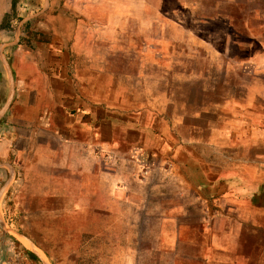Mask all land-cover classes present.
<instances>
[{"label":"rangeland","instance_id":"obj_1","mask_svg":"<svg viewBox=\"0 0 264 264\" xmlns=\"http://www.w3.org/2000/svg\"><path fill=\"white\" fill-rule=\"evenodd\" d=\"M54 1L84 15L103 144L80 157L54 138L6 169L0 264H264V228L241 257L240 211L200 186L264 184V0Z\"/></svg>","mask_w":264,"mask_h":264},{"label":"crops","instance_id":"obj_2","mask_svg":"<svg viewBox=\"0 0 264 264\" xmlns=\"http://www.w3.org/2000/svg\"><path fill=\"white\" fill-rule=\"evenodd\" d=\"M41 1L43 15L36 10L39 0H0V181L6 169L15 174L22 157L36 154V149L52 153L54 138L71 150L81 147L80 157L103 144L96 109H89L84 100V84L94 71L82 68L95 66L94 60L80 58L85 29L75 20L84 15L65 5L54 10V0ZM76 160L84 161L79 156ZM196 163L178 161L182 170L189 166L188 171L199 169ZM205 175H200L204 191L211 197L221 194L228 212L240 211V256L254 246L258 250L260 242L251 235L264 228L259 216L264 215V184L250 181L254 176L244 172L232 178ZM186 177L191 184L199 179ZM6 188H0L2 200Z\"/></svg>","mask_w":264,"mask_h":264},{"label":"trees","instance_id":"obj_3","mask_svg":"<svg viewBox=\"0 0 264 264\" xmlns=\"http://www.w3.org/2000/svg\"><path fill=\"white\" fill-rule=\"evenodd\" d=\"M13 15L15 16V11H16V2L14 1V4H13ZM11 17L8 16V19L6 21H8ZM28 255L31 256L32 258L36 259V256L35 254H33L32 252H29L28 251Z\"/></svg>","mask_w":264,"mask_h":264},{"label":"bare ground","instance_id":"obj_4","mask_svg":"<svg viewBox=\"0 0 264 264\" xmlns=\"http://www.w3.org/2000/svg\"><path fill=\"white\" fill-rule=\"evenodd\" d=\"M2 214V213H1ZM27 241V240H26ZM28 244H29V246L31 247V248H33L34 246H33V244L30 242V241H28Z\"/></svg>","mask_w":264,"mask_h":264}]
</instances>
